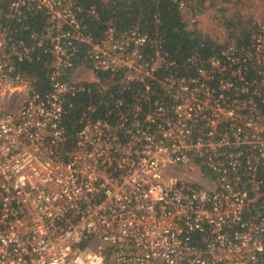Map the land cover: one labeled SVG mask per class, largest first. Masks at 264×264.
Segmentation results:
<instances>
[{
  "label": "built area",
  "instance_id": "1",
  "mask_svg": "<svg viewBox=\"0 0 264 264\" xmlns=\"http://www.w3.org/2000/svg\"><path fill=\"white\" fill-rule=\"evenodd\" d=\"M170 1L196 28L200 2ZM83 11L0 0V264H264V9L226 10L236 39L210 16L217 51L180 68Z\"/></svg>",
  "mask_w": 264,
  "mask_h": 264
},
{
  "label": "trees",
  "instance_id": "2",
  "mask_svg": "<svg viewBox=\"0 0 264 264\" xmlns=\"http://www.w3.org/2000/svg\"><path fill=\"white\" fill-rule=\"evenodd\" d=\"M84 10L93 5L98 14L94 20L82 12V22L85 30L99 35L104 22L110 18L118 30L137 28L146 32L150 38H160V48L167 53L169 60L174 61L180 68L181 62L193 50L200 52L201 56L217 51V46L211 39L197 28H189L176 5L170 0H75ZM201 1V0H200ZM199 1V2H200ZM211 17L219 19L226 28L232 29L230 37L236 39L239 21L234 15H228L225 8L210 2L208 5ZM82 59L76 61L82 63ZM32 69L36 64L29 65ZM38 74L40 72L38 71ZM105 76V74H103ZM101 75V77H103ZM41 78V74H40ZM114 79V77H113ZM136 88V86H134ZM133 88V89H135ZM130 94V92H127ZM82 102V101H80ZM78 110L69 108L62 118L63 125L68 134L76 128Z\"/></svg>",
  "mask_w": 264,
  "mask_h": 264
},
{
  "label": "rangeland",
  "instance_id": "3",
  "mask_svg": "<svg viewBox=\"0 0 264 264\" xmlns=\"http://www.w3.org/2000/svg\"><path fill=\"white\" fill-rule=\"evenodd\" d=\"M200 0H196V4H199ZM221 2H224L226 5V10H228L229 13L235 12V10H241V11H245V12H257V10H263L264 9V3H261V0H254V4L252 0H249V7H248V0H247V5L244 3L242 6H237V5H232L229 6L228 3L231 0H220ZM240 1V0H238ZM256 1V3H255ZM209 2H211V0H201L200 1V6L199 9L197 11V15H196V28H198L199 30L202 31H207L209 23H210V16H211V12L209 11L208 6H206ZM260 2V4H259ZM78 72V70L76 71ZM84 75L85 72L83 71ZM172 175H175L179 178H186V174L188 173V169L186 167H173L172 170H170ZM206 182V181H205ZM210 185V184H209ZM208 185V186H209Z\"/></svg>",
  "mask_w": 264,
  "mask_h": 264
}]
</instances>
